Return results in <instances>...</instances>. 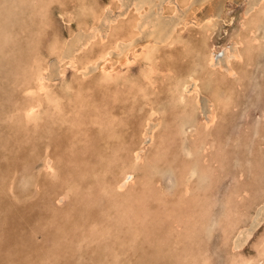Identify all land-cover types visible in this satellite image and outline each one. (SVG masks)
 Instances as JSON below:
<instances>
[{
  "label": "rangeland",
  "instance_id": "rangeland-1",
  "mask_svg": "<svg viewBox=\"0 0 264 264\" xmlns=\"http://www.w3.org/2000/svg\"><path fill=\"white\" fill-rule=\"evenodd\" d=\"M35 1L0 0V264H201L204 258L208 264H232L234 259L255 257L264 240V0H205L203 5H199L202 0H194L198 9H193L196 15L189 20L198 23L212 14L214 25L209 31L191 23L184 31V43L172 48L160 43L150 80L139 72L144 67L141 60L129 69L119 66L128 46L120 42L111 50L110 63L114 72L135 84L120 88L98 81L101 60L81 68L84 56L109 49L114 29L118 37H127L136 18L137 29L147 22L136 43L153 40L159 31L158 39H164L170 26L188 15L189 7L171 0L176 3L171 14L159 7L165 0H49L48 8L36 10ZM82 1L87 5L84 12L79 9ZM143 2L141 17L135 9ZM53 33L59 37L61 57L75 52L89 37L96 40L92 38L84 54L75 53L79 61L71 68L51 50ZM211 53L214 65L206 61ZM232 53L240 57L233 58ZM37 56L47 68L46 85L62 98V113L44 105L41 120L29 124L14 109L28 100L20 94V86L29 77L27 65ZM190 73L198 79V87L194 91L189 82L188 105H183L176 101L172 86ZM77 90H82L86 108L75 113ZM135 150L143 159L125 189L119 190L116 182L131 174ZM46 159H51L54 173L44 168Z\"/></svg>",
  "mask_w": 264,
  "mask_h": 264
},
{
  "label": "bare ground",
  "instance_id": "bare-ground-1",
  "mask_svg": "<svg viewBox=\"0 0 264 264\" xmlns=\"http://www.w3.org/2000/svg\"><path fill=\"white\" fill-rule=\"evenodd\" d=\"M17 1V0H16ZM23 1V0H22ZM58 1V0H57ZM67 1V0H66ZM75 1V0H74ZM118 1H120V0H118ZM162 1V0H161ZM174 1H176L177 3H179L180 5H182V6H188L189 7V9H188V15H186V17H183L181 20H179V21H175L170 27V31L167 33V36L166 35H164L165 36V38H164V36H163V38L164 39H158V35L161 33L160 31L158 32V34H156L154 37H153V40L150 38V37H148L146 40H144L143 42H144V44H138V43H136L135 41H136V37L139 35V33H140V28L141 27H144V26H146L147 25V22H143L142 24H139V26H140V28H138L137 29V25H138V23H139V21L137 20V22H136V19H133V21H131V23H130V25H131V28H130V30H129V33H128V35H127V37H124L123 35H121V36H123V37H118L117 35H119L120 36V33H118L115 29H114V34H113V40H111L112 41V46L108 49V48H106V49H102V50H100V51H98L97 52V54H95V56H93V57H89V56H84V58H85V63H83V64H81L82 65V67L81 68H83L84 67V69L86 68V65L87 64H90V63H94V62H96L97 60H101V62L99 63V64H101L102 63V66L100 67V68H98V69H100V75L98 76V81L99 82H104V84H111V85H113L112 87L113 88H120V87H124L123 85L124 84H127L128 83V85H130V86H133V85H135L134 84V82H133V80H131L132 78H125V77H123V76H121L120 74H118L117 72H114V70H115V67L113 68V66H112V64L110 63V59H109V57H110V54H111V50H112V48H116L118 45H119V43L121 42H127V44H128V46H127V49H125L124 51H123V49H122V56L121 57H123L121 60H120V64H119V66L120 67H122V66H128V69H129V67L130 66H132L134 63H135V61H138V60H141L142 62H143V65H144V67H142V68H140V70H139V72H140V74H141V76L143 77V79H147V80H150V77H149V75H151L152 73H154V71H155V63H156V59H157V53L160 51V43H163V44H165V46L166 47H168V48H172V47H174V45H176L178 42H181V43H184V36H183V34H184V31L185 30H187V27H189V25H191V23H193L194 25H197V26H200V25H202L203 27H204V30H209L210 31V27L212 26V25H214L213 24V20H212V18H213V16H212V14H206V16H205V18H203V19H199V20H197V22L198 23H196L195 21L194 22H192L191 20H189V19H193L194 20V16L196 15H194V11H193V9L195 10V8H197L198 9V6L194 3V0H174ZM173 1V2H174ZM207 1V0H206ZM205 0L203 1H200V4L199 5H203L205 2H206ZM226 1V0H225ZM259 1V0H258ZM24 2H26V1H24ZM91 2H92V0H91ZM220 2V1H219ZM60 3V2H59ZM68 3V2H67ZM74 4H75V2H73ZM93 3V2H92ZM110 3V2H109ZM119 3V2H118ZM162 3L163 4H161V6H159L162 10H167L169 13H171V14H173V13H175V11H176V3L175 4H173L172 3V1L171 0H165V1H162ZM212 3V2H211ZM15 4V3H14ZM63 4V6H64V3H62ZM61 4V5H62ZM117 4V3H116ZM213 4V3H212ZM23 5H24V3H23ZM34 5L36 6H34V8L37 10L38 9V7L39 8H41V10L44 8H48V6L50 5L49 4V0H36L35 2H34ZM60 5V4H59ZM146 4H144V2L143 3H141V4H138V7H136V12H137V14H141V11L143 10L144 11V6H145ZM216 5V4H215ZM16 6H17V4H16ZM25 6V5H24ZM23 6V7H24ZM87 5L82 1V4H81V6H80V11L81 12H84V10H86V7ZM108 6V5H107ZM110 6V5H109ZM121 6V5H120ZM133 6V5H132ZM156 6V5H155ZM154 6V7H155ZM223 6V5H222ZM29 7V6H28ZM57 7V6H56ZM59 7V6H58ZM62 7V6H61ZM60 7V8H61ZM104 7H106V6H104ZM130 7H131V5H130ZM135 7V6H134ZM21 8V7H20ZM26 8V7H25ZM24 8V9H25ZM54 9H55V7H53ZM95 8H97V7H95ZM258 8V7H257ZM22 9V8H21ZM20 9V10H21ZM62 9V8H61ZM75 9V8H74ZM159 9V8H158ZM30 10V9H29ZM106 10H108V7L106 8ZM110 10V9H109ZM127 10V9H126ZM187 10V9H186ZM246 10V9H245ZM248 10V9H247ZM59 11V10H58ZM64 11H65V9H64ZM161 11V10H160ZM159 11V12H160ZM217 11V10H216ZM6 12V11H5ZM9 12H12V11H9ZM20 12V11H19ZM27 12V11H26ZM35 12V11H34ZM43 12V11H42ZM41 12V13H42ZM93 12H95V11H93ZM127 12H128V10H127ZM165 12V11H164ZM164 12H162V13H164ZM219 12V11H218ZM223 13H225V11H222ZM13 13V12H12ZM58 13H60V12H58ZM88 13V12H87ZM101 13L103 14V12L101 11ZM105 13H106V11H105ZM124 13V12H123ZM208 13H210V11L208 12ZM216 13V12H215ZM8 14H10V13H8ZM27 14H29V13H27ZM64 14V13H63ZM69 14H70V12H69ZM86 14V13H85ZM95 14V13H94ZM98 14V13H97ZM143 14V13H142ZM142 14H141V17H142ZM165 14V13H164ZM163 14V15H164ZM220 14H221V12H220ZM243 14L244 15H246V11H245V13L243 12ZM250 14V13H249ZM261 14V13H260ZM5 15V14H4ZM4 15H2V16H4ZM31 15V14H30ZM41 15H43V14H41ZM40 15V17L42 18V16ZM61 15V14H60ZM88 15V14H87ZM86 15V16H87ZM105 15V14H104ZM118 15H121V12H120V14H118ZM123 15V14H122ZM243 15V16H244ZM7 16V15H6ZM5 16V17H6ZM12 16H14V15H12ZM17 17H18V14L16 15ZM27 16V15H26ZM29 16V15H28ZM50 16V15H49ZM68 16V15H67ZM91 16V15H90ZM99 16V15H98ZM102 16V15H101ZM125 16V15H124ZM132 16V15H131ZM220 16V15H219ZM15 17V16H14ZM35 17V16H34ZM37 17V16H36ZM39 17V18H40ZM48 17V16H47ZM82 17H84L83 15H82ZM97 17V16H96ZM117 17V16H116ZM120 17V16H119ZM122 17V16H121ZM197 17V16H196ZM195 17V18H196ZM217 17V16H216ZM13 18V17H12ZM29 17H27V19H28ZM41 18H40V22H41V24L43 25V22H42V20H41ZM55 18V17H54ZM99 18V17H98ZM102 18V17H101ZM118 18V17H117ZM198 18V17H197ZM221 18V17H220ZM7 19V18H6ZM14 19V18H13ZM17 19V18H16ZM25 19V18H24ZM32 19V18H31ZM3 20V19H2ZM43 20H44V18H43ZM87 20V19H86ZM93 20H94V18H93ZM102 20V19H101ZM104 20L105 21H107V19L106 18H104ZM140 20V19H139ZM215 20V19H214ZM258 20V19H257ZM23 21V20H22ZM36 21H37V19H36ZM97 21H98V19H97ZM100 21V20H99ZM115 21V20H114ZM219 21V20H218ZM25 22V21H24ZM30 22V21H29ZM32 22V21H31ZM40 22H37L38 23V25L40 24ZM46 22H48V20L46 21ZM66 22V21H65ZM141 22V21H140ZM28 23V22H27ZM35 23V22H34ZM51 23V22H50ZM92 23V22H91ZM109 23V22H108ZM117 23V22H116ZM115 23V24H116ZM239 23V22H238ZM2 24V23H1ZM30 24V23H29ZM49 24V23H48ZM112 24V23H111ZM118 24V23H117ZM116 24V25H117ZM22 25H25L26 26V24H22ZM35 24H33V26H34ZM76 25V24H75ZM98 25V24H97ZM220 25V24H219ZM36 26H37V24H36ZM50 26V25H49ZM84 26V25H83ZM91 26H93V25H91ZM99 26V25H98ZM2 27V26H1ZM117 27V26H116ZM221 27V26H220ZM223 27V26H222ZM26 28V27H25ZM36 28H39V26L38 27H36ZM79 28V27H78ZM89 28L91 29V27L89 26ZM107 28V27H106ZM109 28V27H108ZM239 28V27H238ZM257 28V27H256ZM33 29H35V28H33ZM94 30H97L96 29V27H94L93 28ZM100 29V28H99ZM98 29V31H100ZM260 29V28H259ZM258 29V30H259ZM38 30V29H37ZM192 30V29H191ZM235 30V29H234ZM239 30V29H238ZM0 31H1V28H0ZM24 31V30H23ZM41 31V30H40ZM48 31V30H47ZM97 31V32H98ZM219 31V30H218ZM232 31V30H231ZM30 32H32V31H30ZM33 32H34V30H33ZM36 32V31H35ZM42 32H43V30H42ZM103 32V31H102ZM101 32V33H102ZM189 32V31H188ZM193 32V31H192ZM194 32H196L195 30H194ZM257 32V31H256ZM19 33V32H18ZM38 33H39V31H38ZM41 33V32H40ZM39 33V34H40ZM89 33V32H88ZM91 33V32H90ZM89 33V34H90ZM100 33V34H101ZM220 33V32H219ZM35 34V33H34ZM37 34V33H36ZM35 34V35H36ZM88 34V35H89ZM92 34H94V33H92ZM92 34H90V35H92ZM192 34V33H191ZM190 34V35H191ZM194 34V33H193ZM198 34V33H197ZM215 34V33H214ZM40 35H42V33L40 34ZM101 35H103V34H101ZM220 35V34H219ZM98 36V35H97ZM189 36V35H188ZM194 36H195V34H194ZM215 36V35H214ZM263 36V35H262ZM20 37H21V35H20ZM34 37V36H33ZM33 37H31L32 38V40H33ZM160 37V36H159ZM45 38V37H44ZM92 38H95V37H89L84 43H82L81 44V46H79L78 47V49H76V51L75 52H73L72 54H70V55H68V56H64V57H61V53L59 54V51L61 50V45H60V41H59V37H58V35H57V33H53V35H52V42H51V45H52V47H53V49H51V50H53V53L56 55V57L57 58H59L58 59V61H60V62H65L66 60V62L68 63V65H70V66H72L71 68H73V67H75V65L78 63V58H76V55H78V52H81V54H84V49L87 47V48H89L88 46L92 43ZM191 38V37H190ZM210 38H211V36H210ZM216 38V37H215ZM261 38V37H260ZM259 38V39H260ZM40 39V38H39ZM38 39V40H39ZM68 39V38H67ZM103 39V38H102ZM214 39V38H213ZM241 39V38H240ZM26 40V39H25ZM35 40V39H34ZM37 40V41H38ZM94 40H96V38L94 39ZM36 40L35 41H33V42H37ZM105 41V40H104ZM216 41V40H215ZM30 42V41H29ZM32 42V43H33ZM67 42V41H66ZM195 42V41H194ZM22 43V42H21ZM38 43V42H37ZM36 44V43H35ZM78 44L80 45V43L78 42ZM191 44V43H190ZM202 44V43H201ZM1 45V44H0ZM8 45V44H7ZM10 45V44H9ZM22 45H24V44H22ZM21 45V46H22ZM31 45V44H30ZM234 45V47H235V44H233ZM78 46V45H77ZM123 46V45H122ZM136 46H139V49H134V48H136ZM2 47H4V46H2ZM35 47H37V46H35ZM49 47V46H48ZM51 47V48H52ZM64 47H66V45L64 46ZM74 47V46H73ZM125 47V46H124ZM204 47V46H203ZM17 48V47H16ZM20 48V47H19ZM26 48H28L29 49V47H26ZM46 48V47H45ZM76 48V47H75ZM175 48H176V46H175ZM213 48V47H212ZM25 49V48H24ZM23 49V50H24ZM27 49V50H28ZM178 50L180 49V48H177ZM18 50V49H17ZM33 50V49H32ZM32 50H30V51H32ZM48 50V49H47ZM50 50V51H51ZM64 50V49H63ZM62 50V51H63ZM22 51V50H21ZM29 51V50H28ZM27 51V52H28ZM229 51V50H228ZM241 51V50H240ZM6 52V51H5ZM64 52V51H63ZM89 52V51H88ZM114 52V51H113ZM112 52V53H113ZM75 53H77L76 55H75ZM169 53V52H168ZM14 54V53H13ZM213 54H214V52H213ZM112 55V54H111ZM8 56H10L9 54H8ZM18 56V55H17ZM26 56V55H25ZM82 56V55H81ZM0 57H2V56H0ZM45 57V56H44ZM231 56H230V54H229V58H230ZM232 57L233 58H237V57H240L239 55H238V53H232ZM23 58H25V57H23ZM197 58V57H196ZM214 56L212 55V53L211 54H208L207 55V58H206V61L208 62V64H210V65H214ZM26 59V58H25ZM82 59V58H81ZM169 59V58H168ZM198 59V58H197ZM226 59H228V58H226ZM231 59V58H230ZM251 59V58H250ZM115 60V59H114ZM239 60V59H238ZM46 61V60H45ZM228 60H226V62H227ZM23 63H24V61H23ZM46 63V62H45ZM26 64V63H25ZM63 64V63H62ZM118 64V63H117ZM138 64V63H137ZM197 64V63H196ZM219 64L220 63H218V60H217V63H216V66H219ZM224 64H225V62H224ZM227 64V63H226ZM5 65V64H4ZM60 65V64H59ZM91 65V64H90ZM89 65V66H90ZM223 65V63H221V66ZM248 65V64H247ZM94 66V65H93ZM115 66V65H114ZM118 66V67H119ZM221 66L219 67V68H221ZM27 67L28 68H26V71H25V73H28V75H29V77L27 78V77H25L24 79H23V81H22V83H21V86H20V94H23V95H25V96H27L28 97V100H26L25 102H23V103H21V104H18L17 106H15V111H17V112H19L20 111V115L19 116H21V121L23 122V123H37L39 120H41V113H42V109H43V107H44V105H46V107H50V106H52L53 107V109L58 113V114H60V113H62V105H61V103H62V98L58 95V94H55V93H53L52 91H50L49 90V88H48V86L46 85V83H45V81L47 82V78L45 77V73H46V71H47V68L45 67V66H43V63H42V60H41V57H39V56H37L36 58H33V59H31V62L27 65ZM92 67V66H91ZM94 67H96V66H94ZM138 67V66H137ZM213 67V66H212ZM225 67V66H224ZM49 68V67H48ZM60 68V67H59ZM228 68V67H227ZM250 69V68H249ZM225 70V69H224ZM227 70H229V69H227ZM136 71V70H135ZM223 71V70H222ZM226 71V70H225ZM61 72V74H64L65 72H63V70L62 71H60ZM229 72H230V70H229ZM83 73H84V71H83ZM88 73V72H87ZM94 73V72H93ZM92 73V74H93ZM96 73V72H95ZM94 73V74H95ZM231 73V72H230ZM261 73H262V71H261ZM58 74V73H57ZM57 74L56 75H54V74H52L51 76L52 77H57ZM91 74V73H90ZM99 74V73H98ZM235 74V73H234ZM54 75V76H53ZM231 75V74H230ZM47 76V75H46ZM50 76V77H51ZM223 77H225L224 75H222ZM232 76H234V75H232ZM236 76V75H235ZM49 77V76H48ZM83 77V76H82ZM85 77V76H84ZM73 78V77H72ZM86 78V77H85ZM246 79V78H245ZM75 80V79H74ZM197 78L194 76V73L192 74V73H190L189 75H188V77H187V79H178V81H176L175 82V84L172 86V88H173V90H174V93H176V101H178L180 104H183V105H188L187 104V96H188V94H189V90H188V87H191L192 88V86L190 85L189 86V82H192L193 84H194V91H196V89H197ZM220 81V80H219ZM76 82V81H75ZM225 82H226V80H225ZM52 83V82H51ZM67 83V82H66ZM84 83V82H83ZM63 84H64V82H63ZM192 84V85H193ZM219 84V83H218ZM57 85V84H56ZM72 85V84H71ZM202 85V84H201ZM220 85V84H219ZM245 85V84H244ZM64 86V85H63ZM62 86V87H63ZM74 85H72V87H73ZM61 87V88H62ZM67 89H70V86L69 85H67V86H65ZM79 87V86H78ZM109 87V86H108ZM219 87V86H218ZM51 88V87H50ZM65 88V89H66ZM112 88V89H113ZM140 88V87H139ZM72 89V88H71ZM77 89H79V88H77ZM204 89V88H203ZM219 89V88H218ZM85 90V89H84ZM102 90V89H101ZM127 90V89H126ZM78 91V94L76 95L77 97H78V102L80 103H78V106H80V108L77 106V105H75L76 106V108H75V113L76 112H78V111H76V109H79V110H81V109H83V107H85L84 106V103L82 102V98H83V92H82V90H77ZM89 91V90H88ZM204 91V90H203ZM67 92V91H66ZM96 92V91H95ZM107 92V91H106ZM199 92V91H198ZM197 92V93H198ZM68 93V92H67ZM131 93H132V91H131ZM70 94V93H69ZM114 94V93H113ZM227 94V93H226ZM72 95V94H71ZM96 95V94H95ZM108 95V94H107ZM219 95V94H218ZM68 96V95H67ZM198 96V95H197ZM211 96V95H210ZM228 96V95H227ZM234 96V95H233ZM219 97H220V95H219ZM70 98H71V96H70ZM98 98H100V97H98ZM90 99V98H89ZM88 99V100H89ZM135 99V98H134ZM139 99V98H138ZM137 99V100H138ZM87 100V101H88ZM68 101V100H67ZM172 101V100H171ZM175 101V100H174ZM193 101V100H192ZM212 101V100H211ZM173 102V101H172ZM75 103V102H74ZM132 103H133V101H132ZM131 103V104H132ZM237 103V102H236ZM71 104V103H70ZM153 104V103H152ZM177 105H179V104H177ZM200 105V104H199ZM198 105V106H199ZM191 106H193V105H191ZM212 106V105H211ZM68 107V106H67ZM73 107V106H72ZM184 107H186V106H184ZM200 107V106H199ZM11 108V107H10ZM86 108V107H85ZM177 108V107H176ZM194 108V107H193ZM73 109V108H72ZM159 109V108H158ZM195 109V108H194ZM186 111V110H185ZM190 111V110H189ZM200 111V110H199ZM80 112V111H79ZM91 113V112H90ZM99 113V112H98ZM155 113V111H153V113H151L150 115L152 116L153 114ZM173 113V112H172ZM185 113V112H184ZM213 113H215V112H213ZM14 115V114H13ZM18 115V114H17ZM225 115V114H224ZM60 116V115H59ZM72 116V115H71ZM83 116V115H82ZM185 116V115H184ZM193 116V115H192ZM215 116V115H214ZM81 118V117H80ZM186 118V117H185ZM192 118V117H191ZM67 119V118H66ZM194 119V118H193ZM70 120V119H69ZM102 120V119H101ZM174 120V119H173ZM186 120V119H185ZM196 120H198V119H196ZM203 121H204V119H202ZM207 120V119H206ZM14 121V120H13ZM103 121V120H102ZM148 121H149V118H147V121H146V123H148ZM160 121V120H159ZM163 121H165V120H163ZM189 121V120H188ZM18 122V121H17ZM78 122H81V121H78ZM205 122V121H204ZM214 122V121H213ZM59 123H61V122H59ZM71 123V122H70ZM206 123V122H205ZM58 124V123H57ZM164 124V123H163ZM171 124V123H170ZM14 125V124H13ZM18 125V124H17ZM24 125V124H23ZM28 125V124H27ZM80 125V124H79ZM159 125H160V123H159ZM206 125V124H205ZM57 125H55V127H56ZM67 126V125H66ZM183 126V125H182ZM202 126V125H201ZM17 127V126H16ZM84 127V126H83ZM181 127V126H180ZM199 127H200V125H199ZM21 128V127H20ZM71 128V127H70ZM69 128V129H70ZM183 128V127H182ZM192 128V127H191ZM195 128V127H194ZM22 129V128H21ZM84 129V128H83ZM108 129H110V128H108ZM176 129V128H175ZM30 130V129H29ZM72 130V129H71ZM75 130V129H74ZM147 130V129H146ZM190 130V129H189ZM77 131V130H76ZM178 131V130H177ZM191 131V130H190ZM107 132V131H106ZM109 132V131H108ZM151 132H152V130H151ZM33 133V132H32ZM39 133V132H38ZM37 133V134H38ZM68 133V132H67ZM169 133V132H168ZM36 134V135H37ZM21 135V134H20ZM65 135V134H64ZM148 135V134H147ZM193 135V134H192ZM201 135V134H200ZM205 135V134H204ZM73 136V135H72ZM198 136V135H197ZM207 136V135H206ZM13 137H14V135H13ZM88 137V136H87ZM194 137V136H193ZM199 137V136H198ZM16 138V137H15ZM23 138V137H22ZM37 138V137H36ZM35 138V139H36ZM84 138V137H83ZM12 139V138H11ZM34 139V140H35ZM43 139V138H42ZM79 139H80V137H79ZM85 139V138H84ZM147 139V138H146ZM193 139V138H192ZM207 139V138H206ZM6 139H4V140H2V141H5ZM10 140V139H9ZM13 140V139H12ZM15 140V139H14ZM13 140V141H14ZM30 140V139H29ZM148 140V139H147ZM194 140V139H193ZM21 141H24L25 142V140H21ZM38 141V140H37ZM40 141V140H39ZM75 141V140H74ZM80 141V140H79ZM87 141V140H86ZM146 141V140H145ZM6 142V141H5ZM8 142V141H7ZM35 142V141H34ZM207 142H208V140H207ZM26 143H28V142H26ZM31 143V142H30ZM44 143V142H43ZM43 143H41V144H43ZM82 143V142H81ZM110 143V142H109ZM144 143V142H143ZM147 143V142H146ZM12 144H13V142H12ZM46 144V143H45ZM179 144V143H178ZM40 145V144H39ZM109 145V144H108ZM206 145H207V143H206ZM6 146H7V144H6ZM19 146H20V144H19ZM27 146V145H26ZM204 146V143H202V145H201V147H203ZM30 147H32V146H30ZM35 147H36V145H35ZM40 147V146H39ZM45 147V146H44ZM86 147H87V145H86ZM144 147H146V146H144ZM190 147H193V146H190ZM5 148V147H4ZM3 148V149H4ZM37 148V147H36ZM41 148V147H40ZM39 148V149H40ZM74 148H76V147H74ZM73 148V149H74ZM80 148H82V147H80ZM143 148V147H142ZM183 148V147H182ZM188 147H186V149H187ZM6 149V148H5ZM19 149V148H18ZM27 149V148H26ZM45 149V148H44ZM89 149V148H88ZM101 149H103V148H101ZM108 149V148H107ZM17 150V149H16ZM28 150V149H27ZM41 150V149H40ZM81 150V149H80ZM96 150V149H95ZM94 150V151H95ZM153 150V149H152ZM170 150H171V148H170ZM6 152H7V150H5ZM8 151H10V150H8ZM13 151H14V148H13ZM19 151V150H18ZM34 151V150H33ZM73 151V150H72ZM86 151V150H85ZM183 151H185V150H183ZM152 152V151H151ZM203 152V151H202ZM205 152V151H204ZM10 154H11V152H9ZM18 153V152H17ZM33 153V152H32ZM36 153H37V151H36ZM39 153V152H38ZM97 153V152H96ZM98 153H99V151H98ZM143 153V152H142ZM188 153V152H187ZM198 153V152H197ZM8 154V153H7ZM30 154V153H29ZM47 154V153H46ZM85 154V153H84ZM183 154V153H182ZM189 154V153H188ZM205 154V153H204ZM3 155H4V153H3ZM42 155V154H41ZM97 155V154H96ZM144 155V154H143ZM186 155V154H185ZM198 155V154H197ZM5 156V155H4ZM10 156V155H9ZM29 156V155H28ZM37 156V155H36ZM47 156V155H46ZM72 156V155H71ZM84 156H86V155H84ZM15 157V156H14ZM18 157V156H17ZM30 157H32L31 155H30ZM143 156H142V154H141V152H139V151H137V150H135V151H133V155H132V166L130 167V170H131V174L130 175H126V174H124L123 175V177L119 180V182H121V183H118V182H116V185H115V187L117 188V189H119V190H121V189H123V187L125 186V184L127 183V181H128V179L129 180H131L130 178L131 177H133L132 175H133V172H134V170L138 167V165H140V163H141V161H142V158ZM5 159H6V157H4ZM43 158V157H42ZM85 158V157H84ZM98 158H100V157H98ZM109 158V157H108ZM178 158V157H177ZM19 159V158H18ZM39 159V158H38ZM110 159V158H109ZM118 159V158H117ZM164 159V158H163ZM168 159H170V157L168 158ZM167 159V160H168ZM195 159V158H194ZM204 159V158H203ZM8 160H9V158H8ZM34 160V159H33ZM103 160H105L104 158H103ZM123 160V159H122ZM122 160H119L120 162L122 161ZM155 160V159H154ZM153 160V161H154ZM10 161H13V160H10ZM45 161V160H44ZM101 161V160H100ZM118 161V160H117ZM196 161V160H195ZM17 162V161H16ZM104 162V161H103ZM106 162V161H105ZM120 162H119V164H120ZM9 163V162H8ZM59 163V162H58ZM118 163V162H117ZM126 163V165H127V161L125 162ZM177 163V162H176ZM205 163V162H204ZM7 164V163H6ZM100 164V163H99ZM119 164L117 165L118 167H120L119 166ZM200 164V163H199ZM9 165H11V163L9 164ZM121 165H122V163H121ZM196 165V164H195ZM36 166H37V164H36ZM35 166V167H36ZM43 166H44V168L45 169H48V170H50L51 172H55V170H54V168H53V166L51 165V159H46V161L43 163ZM60 166V165H59ZM58 166V167H59ZM201 166V165H200ZM82 167H83V165H82ZM123 167V166H122ZM128 167V166H127ZM126 167V168H127ZM10 168H11V166H10ZM68 168V167H67ZM76 168V167H75ZM79 168H80V166H79ZM112 168V167H111ZM117 168V167H116ZM124 168V167H123ZM199 168V167H198ZM125 169V168H124ZM202 169V168H201ZM200 169V170H201ZM176 170V169H175ZM195 170V169H194ZM194 170H192L190 173L191 174H193L194 173ZM75 171V170H74ZM83 171H84V169H83ZM113 171H114V169H113ZM178 171V170H177ZM183 171V170H182ZM211 171V170H210ZM47 173V172H46ZM78 172H77V170H76V174H77ZM82 173V172H81ZM158 173V172H157ZM16 174V173H15ZM69 174V173H68ZM136 174V173H135ZM179 174V173H178ZM73 175V174H72ZM119 175V174H118ZM122 175V174H121ZM121 175H120V177H121ZM138 175V174H137ZM161 175V174H160ZM77 176V175H76ZM111 176H113V175H111ZM197 176V175H196ZM109 177V179H111L110 178V176H108ZM119 177V178H120ZM156 177V176H155ZM175 177V176H174ZM83 178V177H82ZM81 178V179H82ZM140 178V177H139ZM14 179V178H13ZM12 179V180H13ZM43 179H45V178H43ZM85 179H83V181H84ZM117 180V179H116ZM37 181V180H36ZM46 181V180H45ZM65 181H67V180H65ZM86 181V180H85ZM153 180H151V182H152ZM188 181V180H187ZM74 182V181H73ZM77 182V181H76ZM54 183V182H53ZM83 183H85V182H83ZM132 183H133V181H132ZM170 183V182H169ZM188 183V182H187ZM186 183V184H187ZM33 184V183H32ZM51 184V183H50ZM12 185H13V182H12ZM29 185V184H28ZM42 185H43V182H42ZM52 185V184H51ZM68 185V184H67ZM101 185V184H100ZM129 185V184H128ZM188 185V184H187ZM189 185H191V184H189ZM36 186V185H35ZM44 186H46V185H44ZM43 186V187H44ZM73 186V185H72ZM134 186V185H133ZM135 186H137V185H135ZM60 187H62V186H60ZM128 187V186H127ZM188 187V186H187ZM24 188H26V186H24ZM70 188V187H69ZM138 188V187H137ZM136 188V189H137ZM190 188V187H189ZM193 188V187H192ZM37 189V188H36ZM125 189V188H124ZM123 189V190H124ZM129 189H131V188H129ZM132 189H133V191H134V188L132 187ZM135 189V190H136ZM47 190H50V188L49 189H47ZM59 190H61V188L59 189ZM113 190V189H112ZM122 190V191H123ZM44 191H45V189H44ZM74 191V190H73ZM55 192V191H54ZM57 192V191H56ZM55 192V193H56ZM136 191H134L133 193H135ZM141 192V191H140ZM139 192V193H140ZM244 192V191H243ZM243 192H239V194H238V196H241L242 195V193ZM33 193V192H32ZM43 193V192H42ZM50 194H51V192H49ZM65 193V192H64ZM75 193V192H74ZM119 193H122V192H119ZM196 193V192H195ZM12 194V193H11ZM41 194V193H40ZM49 194V195H50ZM107 194V193H106ZM63 196L62 197H64L65 195L64 194H62ZM71 195V194H70ZM74 195H76V193L74 194ZM73 195V196H74ZM79 195V194H78ZM82 195V194H81ZM117 195V194H116ZM51 196V195H50ZM72 196V197H73ZM80 196V195H79ZM112 196V195H111ZM114 196H115V194H114ZM114 196L113 197H111L110 198V200L112 199V198H114ZM128 196V195H127ZM133 196V195H132ZM151 196V195H150ZM76 197H78V196H76ZM81 197V196H80ZM129 197H130V195H129ZM137 197H138V195H137ZM136 197V198H137ZM141 197V196H140ZM42 198V197H41ZM59 198H61V197H59ZM69 198V197H68ZM89 198V197H88ZM97 198V197H96ZM122 198V197H121ZM135 198V197H134ZM133 198V199H134ZM62 199V198H61ZM116 199V198H115ZM123 199V198H122ZM132 199V198H131ZM113 200V199H112ZM17 201V200H16ZM57 201V200H56ZM59 201V200H58ZM124 201V200H123ZM128 201V200H127ZM202 201V200H201ZM36 202V201H35ZM113 202V201H112ZM117 202V201H116ZM115 201L113 202V205H114V203H116ZM139 202V201H138ZM150 202V201H149ZM156 202V201H155ZM60 203V202H59ZM82 203V202H81ZM110 203V202H109ZM134 203H136V201L134 202ZM42 204H43V202H42ZM85 204V203H84ZM104 204V203H103ZM117 205H118V202L116 203ZM46 205V204H45ZM117 205H116V207H117ZM133 205V204H132ZM137 205V204H136ZM135 205V207H137ZM57 206V205H56ZM127 206H128V203H127ZM209 206H210V204H209ZM60 207H61V204H60ZM112 207V206H111ZM114 207V206H113ZM115 207V208H116ZM122 207V206H121ZM57 208H59V207H57ZM123 208V207H122ZM121 208V209H122ZM129 208V207H128ZM147 208V207H146ZM153 208V207H152ZM192 208V207H191ZM61 209V208H60ZM127 209V208H126ZM148 209V208H147ZM53 210V209H52ZM83 210V209H82ZM132 210H134V209H132ZM97 211V210H96ZM121 211V210H120ZM169 211V210H168ZM205 211V210H204ZM85 212V211H84ZM116 212H118V211H116ZM141 212V211H140ZM112 213V212H111ZM177 213V212H176ZM199 213V212H198ZM98 214V213H97ZM103 214V213H102ZM117 214V213H116ZM118 214H121L120 212H118ZM93 215V214H92ZM99 215H101V214H99ZM75 216V215H74ZM253 216V215H252ZM46 217L47 216H45V219H46ZM97 217V216H96ZM100 217H102V216H100ZM121 217V216H120ZM128 217V216H127ZM135 217H137V216H135ZM183 218H184V216H182ZM48 218V217H47ZM92 218V217H91ZM94 218V217H93ZM92 218V219H93ZM107 218V217H106ZM105 218V219H106ZM119 218V217H118ZM117 218V219H118ZM124 217H123V215H122V218H120V219H123ZM198 218V217H197ZM99 219V218H98ZM109 219H110V217H109ZM136 219V218H135ZM178 219H179V217H178ZM94 220V219H93ZM119 220V219H118ZM186 220V219H185ZM188 220V219H187ZM47 221H50V219L49 220H47ZM46 221V222H47ZM117 221V220H116ZM129 221V220H128ZM136 221H138V220H136ZM136 221H135V223L134 224H136ZM51 222V221H50ZM95 222V221H94ZM94 222H92V223H94ZM120 222V221H119ZM130 222V221H129ZM132 222H134V221H132ZM45 223V222H44ZM49 223V222H48ZM107 223V222H106ZM109 223V222H108ZM183 223V222H182ZM259 223V222H258ZM1 224H3L2 222H1ZM115 224V223H114ZM118 224V223H117ZM146 224H147V222H146ZM176 224V223H175ZM50 225V224H49ZM94 225H95V223H94ZM94 225H93V227H94ZM142 225V224H141ZM184 225V224H183ZM200 225V224H199ZM46 226L48 227V225L46 224ZM103 226V225H102ZM101 226V227H102ZM119 226H121L120 225V223H119ZM97 228L99 227V225L98 226H96ZM104 227V226H103ZM109 227H110V225H109ZM136 226H134V229L136 230V228H135ZM44 228V227H43ZM49 228V227H48ZM95 228V227H94ZM100 228V227H99ZM66 229V228H65ZM100 229H102V228H100ZM106 230H107V228H105ZM132 229V228H131ZM175 229V228H174ZM46 230V229H45ZM45 230H44V232H45ZM75 230V229H74ZM81 230H83V229H81ZM120 230V229H119ZM123 230V229H122ZM17 231V230H16ZM89 231V230H88ZM95 231V230H94ZM108 231V230H107ZM136 231H138V230H136ZM18 232V231H17ZM75 232V231H74ZM99 232V231H98ZM127 232H128V230H127ZM254 232V231H253ZM99 233H101V232H99ZM116 233V232H115ZM118 233V232H117ZM116 233V234H117ZM122 233V232H121ZM44 234V233H43ZM82 234V233H81ZM86 235V234H85ZM106 235V234H105ZM109 235V234H108ZM188 235V234H187ZM64 236V235H63ZM100 236V235H99ZM173 236V235H172ZM103 237H104V235H103ZM109 237V236H108ZM97 238V237H96ZM118 238V237H117ZM102 239V238H101ZM109 239V238H108ZM248 239V238H247ZM110 240V239H109ZM122 240V239H121ZM90 241V240H89ZM93 241V240H92ZM119 241V239L117 240V242ZM100 242V241H99ZM102 242V241H101ZM124 242V241H123ZM125 243V242H124ZM175 243V242H174ZM99 244V243H98ZM241 244V243H240ZM76 245V244H75ZM119 245V244H118ZM242 245V244H241ZM99 246V245H98ZM146 246V245H145ZM175 246V245H174ZM173 246V247H174ZM233 246H234V244H233ZM89 247V246H88ZM236 247V246H235ZM99 248V247H98ZM121 248V247H120ZM166 248V247H165ZM110 249V248H109ZM133 249V248H132ZM112 250V249H111ZM124 250V249H123ZM235 250V249H234ZM243 250V249H242ZM98 251V250H97ZM104 251V250H103ZM102 251V252H103ZM107 251V250H106ZM119 251L121 252V250L119 249ZM167 251V250H166ZM120 252H118V253H120ZM104 253V252H103ZM108 253V252H107ZM38 254V253H37ZM109 254V253H108ZM121 254V253H120ZM124 254V253H123ZM106 255V254H105ZM126 255V254H125ZM178 255V254H177ZM111 256V255H110ZM162 256V255H161ZM27 257V256H26ZM68 257V256H67ZM74 257V256H73ZM99 257V256H98ZM51 259V258H50ZM47 260V259H46ZM52 260V259H51ZM54 261V260H53ZM60 261V260H59ZM78 261V260H77ZM95 261V260H94ZM135 261V260H134ZM234 262L232 263V264H264V240L263 241H261L260 242V244H259V249H258V251H257V255L255 256V257H249V258H246V257H241V258H239V259H234L233 260ZM48 262H49V260H48ZM55 262V261H54ZM57 262V261H56ZM67 262V261H66ZM47 263V262H46ZM53 263V262H52ZM78 263V262H77ZM54 264V263H53ZM68 264V263H67ZM86 264H88V263H86ZM201 264H208V261H207V259L206 258H204L202 261H201Z\"/></svg>",
  "mask_w": 264,
  "mask_h": 264
}]
</instances>
